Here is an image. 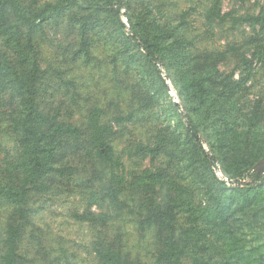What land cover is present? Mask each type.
I'll return each instance as SVG.
<instances>
[{"label": "rangeland", "instance_id": "obj_1", "mask_svg": "<svg viewBox=\"0 0 264 264\" xmlns=\"http://www.w3.org/2000/svg\"><path fill=\"white\" fill-rule=\"evenodd\" d=\"M46 1L55 0H22L32 8ZM80 1L88 5L98 0ZM129 2L120 16L76 6L35 29L42 69L39 100L47 122L53 130L58 125H75L85 134L79 139L59 138L63 148L51 164L64 173L49 174L34 185L26 220H18L13 201L0 198V260L7 227L17 223L19 264H105L98 257L99 249L119 252L136 264H153L173 234L187 242V264L195 250L220 264H246L248 256L256 259L264 253V188L259 189L258 180L241 177L238 162L244 154L253 156L264 142L262 137L252 130L246 150L238 137L231 147L237 163L231 160L224 166L228 163L218 161L214 167L194 141L183 137L186 121L192 118L204 149L209 155L220 153L225 150L223 142L232 145L241 130L252 126L249 121L255 108L264 114V32L250 25L233 27L232 20L208 19L214 0ZM221 8L235 16L259 14L264 12V0H223ZM151 15L161 31L169 32L167 43L185 42L184 66L172 52L167 55L168 68L156 67L131 41L130 18L142 30V25L150 24ZM82 30L91 59L81 50ZM18 51L0 37V54L20 61L24 56ZM158 69L169 90L163 88ZM183 71L192 77L188 83L195 72H204L209 80L217 71L228 77L235 90L228 94V105L236 107L237 114L231 116L214 106L220 101H214L211 89L201 111L190 114L191 95H179V88L188 87ZM19 102L10 85L0 86L2 187L22 186L29 179L19 165L20 133L12 127ZM128 114L131 121L115 122L117 116ZM91 124L109 127L105 136L114 152L108 161L96 155ZM157 142L163 146L157 157L139 151L140 146ZM219 181L224 201L234 203L216 219H201L207 187L215 188ZM177 197L189 201L193 213L173 210L164 215V206Z\"/></svg>", "mask_w": 264, "mask_h": 264}, {"label": "trees", "instance_id": "obj_2", "mask_svg": "<svg viewBox=\"0 0 264 264\" xmlns=\"http://www.w3.org/2000/svg\"><path fill=\"white\" fill-rule=\"evenodd\" d=\"M222 1L214 0L213 6L207 18L210 20L218 19L220 21L232 20L233 27L250 25L257 29L259 27L261 32H264V12L259 14H247L244 16H235L232 13L222 12ZM80 8H93L107 11L120 16L123 9L130 7L129 0H98L95 3L85 4L80 0H55L46 1L41 6L32 8L26 6L22 0H0V37L5 42L15 49H19L17 52L24 56V59L18 61L8 56L0 54V86L10 85L14 96L20 100L17 112L12 119V127L20 133L19 144L22 148L20 158V168L29 175L27 184L22 186H0V198L13 201L16 206V215L18 220H26L27 210L26 205L28 198L34 187V185L43 177L53 173H64V169L55 166L52 160L56 155L60 156L59 151L63 148L62 141L59 138H81L85 133L82 128L75 125H58L54 130L51 124H48L46 116L43 112L39 97V84L41 82L42 69L38 63V56L34 43V31L38 27V24H43L48 21H54L60 19L69 9L72 7ZM188 11L182 15V20L188 15ZM132 28L134 33L130 36V39L134 44L145 53L146 58L154 66L161 64L168 68L167 55L168 53L176 52L177 62L184 66L188 54V50L185 46V42L177 40L171 43H167L166 39H169L168 33L161 31L159 25L154 19L153 15L150 16L149 23L142 25L143 29L140 30L138 23L136 24L131 19ZM122 26L125 28V24ZM141 27V28H142ZM82 42L81 50L84 52L87 59L92 58L90 46L86 31L82 30ZM188 69V68H187ZM158 77L162 82L163 88L169 90L167 80L161 75V71L158 69ZM182 77L187 81L191 79L190 73L186 71L182 72ZM193 79L190 83L186 84L184 89L179 88V95L182 98H186L187 95L192 97V105L190 104L189 113L194 114L201 111L202 105L205 104L208 90L213 91L214 100L217 103L214 106L222 107L230 113L231 116L237 114L238 109L233 105L229 106L230 91L234 90L228 82V77L223 78L222 74L218 71L214 74V79L209 80V77L204 72L193 73ZM193 85V88L191 86ZM240 85V84H239ZM235 91V90H234ZM229 94V95H228ZM196 104V106H193ZM176 109H179V105H174ZM132 120V114L127 116H117L115 122L117 124H125ZM192 118H188L186 121L185 132L183 137L194 141L195 146L200 150L201 154L210 165L214 167L217 162H227L229 165L232 160L231 147L236 146L237 138H243V149H249L250 138L252 136V130H255L257 136L262 137L264 141V114L260 113L259 107L255 108L251 115L250 128L245 131L241 130L230 142H223V149L220 153H214L209 155L204 149L203 143L200 138V133L196 122H193ZM259 121L263 124L258 126ZM91 136V142L97 150V157L99 159L108 161L112 158L114 149L106 140V134L110 133L109 127L101 126L98 124H91L89 130ZM58 137V138H57ZM57 139V140H56ZM54 140H56L54 142ZM239 145H237L238 149ZM163 150V146L160 142H157L155 146H140L139 151L144 155L151 157H157ZM199 155V152L193 150ZM253 156L246 154L240 157L239 165H241V177H248L252 180L260 181L258 184L259 189L264 188L263 174L253 171L254 166L264 158V142L262 145L257 146V150L252 153ZM201 157V156H200ZM233 158V163H237ZM51 160V161H50ZM230 175L229 173H227ZM231 176V175H230ZM217 181V178H215ZM219 185L215 188L207 187L205 205L202 206L203 215L202 218L211 217L216 219L217 217L224 215L226 211L233 205L234 200L228 204L222 198L223 182L219 181ZM216 185V184H215ZM258 188V186H257ZM173 210L186 211L193 213L192 204L184 200L183 198H172L169 203L164 206L163 214L168 215ZM19 226L15 224H9L6 231V237L3 240L4 254L1 256L0 264H19L18 254V238H19ZM198 247V244H195ZM187 242L178 234H173L168 237L165 243V248L158 251L155 256L153 264H187ZM252 253V252H250ZM98 257L105 264H136L122 257L117 253L110 251L97 250ZM189 264H220L217 260H211L202 252L195 250L190 255ZM246 264H264V253H261L258 258L254 259L253 256L246 258Z\"/></svg>", "mask_w": 264, "mask_h": 264}, {"label": "water", "instance_id": "obj_3", "mask_svg": "<svg viewBox=\"0 0 264 264\" xmlns=\"http://www.w3.org/2000/svg\"><path fill=\"white\" fill-rule=\"evenodd\" d=\"M253 171L263 174L264 181V158H262L253 168Z\"/></svg>", "mask_w": 264, "mask_h": 264}]
</instances>
